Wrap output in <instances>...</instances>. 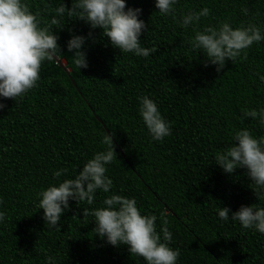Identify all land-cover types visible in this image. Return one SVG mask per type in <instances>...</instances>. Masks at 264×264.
Masks as SVG:
<instances>
[{"label": "trees", "instance_id": "obj_1", "mask_svg": "<svg viewBox=\"0 0 264 264\" xmlns=\"http://www.w3.org/2000/svg\"><path fill=\"white\" fill-rule=\"evenodd\" d=\"M27 2L44 21L45 4L55 8L61 0ZM65 3L70 6L71 0ZM128 4L142 8L141 18L149 25L142 43L157 44L156 53L148 58L121 55L96 29L97 40L86 47L89 67L79 70L66 48L67 28L87 34L89 26L69 21L57 30L60 59L69 72L57 60L46 61L38 86L16 102L5 100L0 109V210L8 215L0 224V264H44L41 248L55 255L57 264H144L127 246L113 247L94 237L93 218L84 217L74 201L62 215L59 232L45 231L43 210L36 207L35 193L54 182L53 172L67 168L73 175L104 147L105 131L113 136L117 154L107 173L114 189L135 197L145 212L167 209L172 246L181 253L178 264H264V235L223 222L215 212L220 202L232 211L255 202L244 169L229 176L211 163L214 149L226 146L230 130L240 126V105L264 102V90L252 75L257 67L264 71V42L248 50L247 60H229L217 72L215 66H203L202 53L188 48L190 30L160 15L155 0ZM241 5L264 23V0H180L183 11L210 9L201 25L228 17L240 23L248 19ZM141 94L154 98L171 123L172 134L163 141L151 140L143 126Z\"/></svg>", "mask_w": 264, "mask_h": 264}, {"label": "clouds", "instance_id": "obj_2", "mask_svg": "<svg viewBox=\"0 0 264 264\" xmlns=\"http://www.w3.org/2000/svg\"><path fill=\"white\" fill-rule=\"evenodd\" d=\"M155 9L164 17L170 16L185 32L190 30L185 37L188 48L196 55L202 53L203 66H215L217 72L229 60L234 64L247 60L248 50L264 42V23L258 20V13L244 5L240 13L248 19L240 23L228 17L203 25L202 19L210 16L206 6L183 11L180 0H155ZM45 11L48 18L41 21V11H33L27 0H0V109L6 107L5 100L16 102L38 86L43 63L59 60L62 52L57 30H63L69 21L81 20L89 26L87 34L67 28L66 48L79 70L89 67L86 47L89 40H97L93 34L96 29H101L99 38L106 37V44L119 49L121 55L148 58L158 50L155 43H142L149 25L141 18L142 8L130 6L128 0H71L70 6L61 0L55 8L45 4ZM252 75L264 90V71L257 67ZM137 100L138 115L151 140L163 141L170 136L171 123L155 99L141 94ZM239 109L236 119L240 126L230 130L226 146L214 149L211 163L229 176L244 169L256 200L241 204L235 211L220 202L215 212L223 222L238 223L241 230L264 235V134H257L249 126L254 124L264 133V102L245 101ZM248 118L251 122L245 124ZM100 144L104 147L78 166L73 175L69 176L67 168L56 169L54 182L35 193L36 207L43 210L45 231H61L62 215L74 201L82 206L84 217L93 218L94 237L113 247L127 246L131 256L142 257L144 264H178L181 253L172 246L167 209L145 212L135 197L116 191L107 174L108 165L117 159L113 136L105 131ZM100 194L104 195L97 202ZM85 203L89 207H83ZM7 220L6 211L0 210V224ZM40 251L44 264H57V257L48 249Z\"/></svg>", "mask_w": 264, "mask_h": 264}, {"label": "water", "instance_id": "obj_3", "mask_svg": "<svg viewBox=\"0 0 264 264\" xmlns=\"http://www.w3.org/2000/svg\"><path fill=\"white\" fill-rule=\"evenodd\" d=\"M57 62L66 70L69 72V69L66 67L65 63L59 58V60H57Z\"/></svg>", "mask_w": 264, "mask_h": 264}]
</instances>
